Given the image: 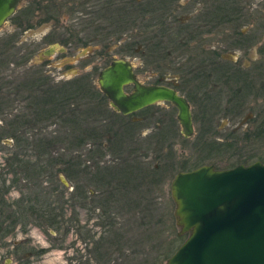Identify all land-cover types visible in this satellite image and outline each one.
<instances>
[{
	"label": "rangeland",
	"instance_id": "obj_1",
	"mask_svg": "<svg viewBox=\"0 0 264 264\" xmlns=\"http://www.w3.org/2000/svg\"><path fill=\"white\" fill-rule=\"evenodd\" d=\"M139 1L142 5L146 4V0ZM69 2L70 0H50L49 2L20 0L15 14L0 29V85L3 88L2 91L6 94L15 92L19 85L38 78L50 80L51 86L60 85L57 87H63L61 83L66 81H74V83L76 81L77 87L79 84H84L83 95L85 96H83V100L80 101L77 94H72L75 95L74 99L69 103L66 102V107H64L67 110L66 114L63 113L61 116L68 119L73 112L78 114L81 111L88 112L93 116V119L87 121L88 125L86 126V123H81L79 128L86 127L87 130H91L95 127L101 131V134L104 133L103 129L110 128L117 135V143L120 141V145H117L118 148L114 147L113 138L108 144V137L104 136V141H102L105 148L109 146L110 149L104 150L105 155L94 157L89 153L91 150L96 151L97 148L90 145L83 144L70 154L65 149L64 143H58L55 148H51L48 157L67 155L69 158L78 155L84 170L83 175L86 169L91 174L96 173L98 169L107 170V168H113L110 169V174H112V170L124 166L122 161L112 163L113 158L118 156L123 159L130 156L129 147L124 150L126 140L122 138H125V132L134 131V137L140 142L161 124L164 128L163 137L165 139L163 138L158 144V149L154 145L152 150H147V152L138 151L137 156L142 159L140 160L143 164L141 166L147 168L148 173L144 188L138 190L136 189L137 184L132 183L135 184L136 191H132L130 194L129 192L120 193L115 197L118 199L119 207L112 211V217L116 223L114 233H119L120 239L115 237L116 234L113 235L112 232L109 235L107 232L109 227L100 218L101 211L92 209L89 201L93 197L88 196L89 201L84 206H78V200L71 198L70 193L78 179L76 172L70 180L62 174L59 177L55 175L56 183L61 178L65 181V183L60 181L65 187L59 183L60 188L66 189L65 197L62 199L63 202L67 200L63 211L66 215V222L61 224L57 232H50V235L44 229L29 227L26 232L18 230L15 237L0 241V264L23 262L21 260L23 252H21L22 255L20 252L12 254V241L27 242L28 247L34 248V254L40 250L44 251L39 256L32 254L26 264H166L168 258L187 238V234H180V227L176 224L174 216L176 205L171 198L170 182L175 174L189 172L205 165H213L215 169L222 171L238 164L247 165L252 161L264 163V134H260L259 131L257 136H254L252 133L260 123L259 116L256 117L255 111L261 113L264 109V101H250L247 104L248 108L240 117L218 119L219 134L222 135V140L225 143L209 140L205 135L204 138L200 137L201 142H198L199 137L196 136L185 139L176 119V109L173 110L165 103L154 105L144 113L138 112L132 121H141V123L132 125L129 118L114 112L108 102L97 103L96 94L102 99L97 86L99 72L105 69L111 60L121 58L133 59L130 61L138 68L137 76L145 85H152L156 80L161 84L176 82L175 72L166 65L159 68L154 67L159 60L154 59V53H150V48H141L142 43L138 44L140 45L138 55L126 52L127 42L125 40H128L130 36L126 29L123 31L122 41H116L114 34H110L112 38L109 40L94 39L93 32L89 29H94L98 25L97 22H89L88 19H91L95 10L89 8L87 11L85 7L81 8L78 5V0L75 5L69 4ZM173 5L177 7L175 14L181 19L176 21L171 16L170 23L166 22V25L172 28L170 33L173 30L178 32L181 29L178 32L180 42H191L189 46L192 52L187 57L194 58L196 55L200 57L203 47H208L210 44L220 53H224V58L228 61L236 63L242 68H248L261 56L260 51L264 52V0H177L173 2ZM218 5L230 9L234 15L238 16L237 21H227L225 27L220 29L218 25L212 28V25L206 24L208 16L214 15L212 8ZM50 10L54 12L53 15L58 18V21L41 22L45 14H51ZM17 23L23 26L16 27ZM28 24L30 28L27 26ZM89 24H91V28ZM110 25L113 27L112 24ZM158 25V23H154L151 28L152 32H148V35L143 38L152 39L153 36H157L154 41L158 42L161 39L160 41H163L164 45L168 44L169 34L163 32V35H160ZM210 29L211 31L208 32ZM235 37L238 40L239 37H243L248 45L252 44V47L247 51L225 53L234 48L230 42ZM78 38L82 40L81 43ZM194 40L195 42H192ZM12 43L14 44L11 45ZM86 43L89 44L84 46ZM228 43L232 46H229ZM180 45L182 44L180 43ZM49 49L54 50L52 53L50 52V55H48ZM164 51L172 52L168 46ZM83 77L86 79L82 81ZM4 84L8 86L7 89L3 87ZM126 92H131V88H127ZM33 96L38 97L40 93L36 92ZM4 97L8 98V103L4 106L3 111L5 112L0 115V129L7 127L6 124L12 119L6 114L21 110L24 111V114L30 113L28 108L29 93L22 92L19 98L7 95ZM52 101V104L57 106V96L53 97ZM252 106L255 111L250 110ZM60 111L58 108L57 113ZM249 113H252L253 118L251 115L247 116ZM62 126L56 127L59 129L57 133L50 132L39 135V131L48 132L55 127L52 124H40L32 134L34 137H38L37 139H49L62 136L64 134L62 132L74 130L73 127L67 128V125L63 124ZM196 126L195 124L194 130ZM170 127L172 129L168 130ZM145 141L148 142L149 138H145ZM202 142L204 144H200ZM11 146L13 143L9 139L0 143V166L2 169L6 158L13 150ZM130 147L133 148V146ZM92 157L94 158L92 159ZM96 163L97 167L94 165ZM155 167L158 172H151ZM149 173L152 174V177L149 176ZM88 178L90 177L88 176ZM86 189L96 191L97 186L89 185ZM9 194L11 198L18 197L16 189H12ZM103 237L105 242L102 244L104 250L102 249L101 253L106 252L107 256L104 260H98L95 258L96 253L93 252V247L95 241L98 243L97 241Z\"/></svg>",
	"mask_w": 264,
	"mask_h": 264
},
{
	"label": "trees",
	"instance_id": "obj_2",
	"mask_svg": "<svg viewBox=\"0 0 264 264\" xmlns=\"http://www.w3.org/2000/svg\"><path fill=\"white\" fill-rule=\"evenodd\" d=\"M44 1L49 2L50 0ZM76 1L77 0H70L69 4L75 5ZM174 1L176 2L177 0H146V4L142 5L139 0H78V5L81 8L85 7L87 11L89 8L95 10L91 19H88L89 22L95 21L98 25L96 28L94 27V29H89L92 30V34L95 37L94 39L99 38L101 41L109 40L112 38L110 34H114L116 41H122V35H124L123 31L126 29L128 30L126 32L130 33V36L128 40H125L127 42V51H124L131 55H138L137 52L140 48L138 44L141 43V48L148 47L150 48V52L160 51V49L164 51L166 46L172 49L173 47L184 45L179 44L180 37L178 32L181 31V29L178 32L173 30V32L170 33V29L172 28L166 25V22L168 24L170 23L169 18L171 16L176 21L181 19L180 16L175 14L177 7L173 5ZM212 11L215 14H233L230 9L225 8L223 5L215 6V8L213 7ZM50 13L49 15L45 14V19H43L42 22L58 21V18H55V15H53L54 12L50 10ZM222 16L224 17L225 15ZM154 23L159 24L160 35H163V32L169 34L168 44H163L162 47L160 42L161 39L158 40V42L154 41L157 39V36H153L152 39L143 38V36L148 35V32H152L151 28ZM110 24H112L113 27H111ZM208 24L213 25V27L217 26L219 24L218 17H210L209 15ZM89 27L91 28V24H89ZM78 41L82 40L78 38ZM185 43L183 48L189 45L188 41ZM88 44L89 43H86L84 46ZM135 45L136 47H134ZM190 53L191 51L189 54ZM204 55L205 53L202 52L199 59L202 60ZM154 56L157 57V55ZM84 79L86 78L83 77L82 81ZM83 85L84 84L78 85L77 97L78 99L82 97L81 100H83V96H85L83 95L85 92ZM74 86L75 83H67L68 100L74 96L72 95L74 93L72 88L76 87ZM95 96L97 97L98 103H100V96L97 94ZM47 97L49 96H46L45 99ZM101 98L103 99L104 97L101 96ZM4 103H7V99L2 97V99H0V107L4 105ZM84 114L86 115V119L91 117L88 112H84ZM11 118L12 119L6 124L7 127H2L0 129V143L5 139H9L13 143V146H11L13 150L6 158L3 169L0 166V241L3 242L9 238L15 237L18 230L26 232L29 227L44 229L49 235L51 234L50 232H57L61 224L66 222V215L63 211L65 210L64 206L67 204V200L64 202L62 201L65 197L64 194L66 189L60 188L61 182L59 180L60 183L54 181L56 178L55 175L59 177V175L62 174L70 180L75 172L78 174V179L75 181V186L70 193L71 198L78 200V206H84L89 199L88 196H90L88 194V189H86L87 186L96 185V192L100 195L92 199L94 204L93 208L101 211L100 218L104 220V224L109 227L107 230L109 235L110 232H112L113 235L116 234L115 237L120 239V237H118L119 233H114L116 223L112 217V211H115V209L119 207V204H117L118 199H115V197L120 193L129 192L130 194V192L136 191V189L139 190L144 188L148 174L146 171L147 168H143L140 163L136 161H125L123 162L124 166L112 170V174H110V169L113 168L108 169L107 167V170L98 169L96 173L91 174H89L87 170L81 180L84 170L81 167L78 155L69 158H67V155H61V157L55 158L48 157L50 150L55 148L58 143H64L66 146L65 149L71 154L72 152L74 153L78 147L82 146L86 140L93 141L95 144L97 143V150L92 151L90 154L91 156L102 154L104 136L108 137V144L111 143V138H113L114 147L118 148L117 145L120 144H117V135L114 131L107 127L103 129L104 133L102 134L101 131L95 127L86 131L85 129L77 130V128H75L77 126V115L72 113L68 119H65L67 128H69V126L73 127L74 130H72V132L70 130L65 132L62 136L51 137L49 139H32L34 136H31L30 132L24 129L28 121L27 118ZM3 120L5 121V119ZM259 122L257 128L252 132L254 136H257V132L259 133V131L260 134H264V109L259 116ZM198 137V142H201L200 137L204 138V135L199 134ZM200 144L204 143L202 142ZM120 150L122 149L120 148ZM33 156L35 157L34 159L32 158ZM151 172H158V169L155 167ZM88 176L90 178H88ZM149 176L152 177V174L149 173ZM155 181L157 182V180ZM151 182L155 183L154 181ZM132 183L137 184L136 189L134 187L135 184ZM62 187L65 186L63 185ZM131 188H133V190H131ZM12 189H16L18 192V197L15 199L9 196ZM97 242L98 243L95 241L93 247V252L96 253L95 258L104 260L107 256L106 252L101 253V250H104L102 245L105 242L104 237ZM27 244V242L12 241V254L20 252L22 255L24 253L21 257L23 262L20 264H26L28 262L27 259L34 254V248L28 247ZM43 253L44 251L40 250L34 255L39 256Z\"/></svg>",
	"mask_w": 264,
	"mask_h": 264
},
{
	"label": "water",
	"instance_id": "obj_3",
	"mask_svg": "<svg viewBox=\"0 0 264 264\" xmlns=\"http://www.w3.org/2000/svg\"><path fill=\"white\" fill-rule=\"evenodd\" d=\"M19 5L20 0H0V29ZM97 83L111 108L122 115L172 104L182 133L192 135L186 100L167 87L140 84L130 62L114 60L99 73ZM128 85L133 91L125 94ZM170 194L176 224L187 238L166 264H264V163L180 172L170 182Z\"/></svg>",
	"mask_w": 264,
	"mask_h": 264
},
{
	"label": "flooded vegetation",
	"instance_id": "obj_4",
	"mask_svg": "<svg viewBox=\"0 0 264 264\" xmlns=\"http://www.w3.org/2000/svg\"><path fill=\"white\" fill-rule=\"evenodd\" d=\"M222 15H225V16L223 17ZM12 16H10V18ZM211 16L218 17L219 29L221 27H225L227 21H237V17H238L237 15H234V14L227 15V14H221V13L220 14L214 13V15L210 14V17ZM10 18H8L7 21ZM43 19H45V17H43ZM42 20H41V22H42ZM208 20H209V16H208L207 21L205 22L206 24H208ZM43 23H46V22H43ZM208 25H210V24H208ZM17 26L21 28V26H23V25L17 23L16 27ZM27 26L30 28L29 24ZM214 27H216V26H214ZM214 27L212 25V28H214ZM210 31H211V29L208 30V32H210ZM218 32H221V30H218ZM160 42L162 45L164 44L163 41H160ZM192 42H195V40ZM80 43H81V41H80ZM180 43L184 44V45L186 44L185 42L179 41V44ZM188 43L190 44L191 42L188 41ZM230 43L233 44L234 48L229 49L225 53L231 52V51L232 52L233 51H239V50L247 51V50H249V48L252 47V44L248 45L247 41L243 37H239V40L235 37L232 39V42H230ZM13 44L14 43H12L11 45H13ZM232 44L228 43L229 46H232ZM171 50H172V53L173 52L175 53L174 55L170 51L164 52L161 49H160V51L150 52L152 54L154 53V55H157V57H154L155 60H159V62H157L154 65V67L159 68L162 65H164V66L166 65L169 68H171V70H173L175 72L174 75H176L177 80H176V82H171L169 84H166V83L161 84V82L159 83V81L156 80V82L152 85H145L139 80V78L137 76L138 75V73H137L138 68H136L133 65V63L130 61L133 59L130 58V60H129L127 58L126 59L121 58V59H116V60H122V61L126 60V61L130 62L131 65L133 66V73H134L136 79L138 80V82L140 84H142L144 86L167 87L169 89L174 90L180 97H182L186 100V102L188 103L189 108H190L189 112H191L193 133L190 137H185L184 134L181 132L185 139H190L193 136L198 137L199 134H203L209 140L210 139L216 140V142L221 141V143H223L224 141L222 140V137H221L222 135L219 134V130H218V125H217L218 119L219 118L230 119V117H234V118L240 117L243 115L245 110L248 108L247 104L250 103V101H258V100L264 101V52L260 51L261 56H259V58L256 62H254L250 66H248V68H242L240 65H238L236 63H232V62L228 61L227 59H225L224 53H222V52L220 53L218 51V49L212 47L210 44L208 47H203L202 52H204L205 55L203 56L202 60L199 59L200 57H198V55H196L194 58H191V57L188 58L187 57L189 52L192 50L189 45L185 48H183V46L173 47ZM53 51H54L53 49H49L48 55H50V52L52 53ZM181 52H182V54H181ZM186 57H187V59H185ZM178 59H179V63H178ZM113 61H114V59L111 60L110 63ZM98 75H97V81H98ZM49 82H50V80H47L44 78H38L35 80H28L27 83H25L23 85H19V87H17L15 92H11L8 94H6V93H4V91H2L3 88H1V85H0V99H2V97L8 99L7 97H4L6 95L14 97V98H19V95L22 92H27L30 94V97H29L30 101L28 102V108L30 110L29 114H24V111L21 110L20 112L13 111V113H9L6 115L11 116V117L21 118V119L27 118L28 121H27V124L24 126V129L25 130L27 129V131L30 132L31 136H34L32 133L34 132V129H37V126L40 124H52V125H55V127L53 128V130L48 131V132L47 131L43 132V130H42V132H43L42 133L41 131H39V133H38L39 135L48 134L50 132L57 133L59 131V129H57V128L63 127L62 124L66 125L65 120H64L65 116H61V115L63 113L66 114L67 110H65V108H64V107H66V102L67 103L71 102L75 96V95L72 96L71 98H69V100L67 99V87L66 86H67V83H74V81L73 82L66 81L65 83H61L63 85V87H57L60 85L51 86V83L49 84ZM75 86H74L75 88H72V90L74 92L73 94L78 95V87L76 85V81H75ZM97 86H98V83H97ZM3 87L5 89L8 88V86L6 84H4ZM54 88H56V89H54ZM127 88H131V92H129V93L126 92ZM98 89H99V87H98ZM52 91H54V92H52ZM124 91H125V94L132 93L133 86L132 85L126 86L124 88ZM36 92L40 93V96L34 97L33 94H35ZM46 96H49V97H47L45 99ZM56 96L58 98L57 106L55 104H52L53 103V101H52L53 97H56ZM101 96L105 98V99L104 98L101 99V102L103 101V102L109 103L108 99L102 93H101ZM81 99H82V97L79 98L80 101H82ZM7 103H8V100H7ZM7 103H4V105H1L0 115L5 112L3 110H4V106ZM97 103H98V100H97ZM161 103H165V104L171 106V108L173 110L176 109L170 103H166V102H161ZM158 104H160V103H157L154 105H158ZM154 105H152V106H154ZM109 106H110V104H109ZM152 106H148L146 108H143V109L137 111L136 113L134 112V113L128 114V115H122L120 113H117L115 110H113V111L116 112L117 114L124 116V117L126 116V118L130 119V123L132 125H134V124H140L141 123V121H138V122L132 121V118L134 117V115H136L138 112L144 113L145 111H149L150 107H152ZM58 108H59V110H61L60 113H57ZM253 108L254 107L252 106L250 108V110L251 109L253 110ZM176 111H177V109H176ZM253 111H255V110H253ZM73 113H75L77 115V126L75 127V128H77V130H79V129L84 130L86 127L79 128V127H81V123H86L85 124V126H86V125H88L87 121H91L93 119L92 115H90L91 116L90 118L86 119V117H85L86 115L84 114V111H81L79 113V116H78V113H76V112H73ZM255 113H256V117L261 115L260 112L255 111ZM70 115H71V113H70ZM177 115H178V111H177ZM177 115H176V119H177ZM248 115H251V117L253 116L252 113L247 114V116ZM35 116H36V119H35ZM95 117L97 119H99L97 116H95ZM142 122H143V120H142ZM58 124L60 125L59 127H58ZM195 124L197 126L194 130ZM161 128H162V125L159 124L158 127H156V129H154V132H152L151 134H148V136H147L149 138L148 142L145 141V138H147V137H145L143 140H141L139 142L134 137V131H129L127 133L125 132V138H122L123 140H126V143L124 142L126 144V146L124 147V150H126L127 147H129L128 152H129L130 156H127V158H123V159L116 156L113 158L115 162L113 161L112 163H119L121 161L122 162L136 161L137 163L139 162L140 165H143L140 162V160H142L141 157L137 156L138 151L147 152V150H152L154 145L158 149V144H160L161 140L164 138L163 137L164 136V128H162V131H161ZM64 129H65V127H64ZM171 129L172 128L170 127L168 130H171ZM86 130H87V128L85 129V131ZM20 131H22V130H20ZM181 131H182V128H181ZM62 133H65V132H62ZM37 138L33 137L32 139H37ZM83 144L84 145H90L93 148L97 147V143L95 144V142L90 141V140H86ZM117 144H120V141H118ZM130 146H133V148H131ZM102 147H103V152L106 149L107 150L110 149L109 146H106V148H105L104 143L102 144ZM168 148H171V147L168 146ZM92 151L93 150H91V152ZM91 152L89 154H91ZM103 152H102V154H97V156L105 155V153H103ZM94 157H92V159ZM118 159H119V161H118ZM94 165L97 166V163ZM143 168H145V167H143ZM86 171H87V169H86ZM84 175L82 174L81 180L83 179ZM88 191H89L88 194L91 197H93L92 199H95V198H97V195H100L96 191H92V190L91 191L88 190ZM92 195H94V196H92ZM92 199H90V201L87 200L86 202L88 203V201H89V203L91 204L92 209H93L94 204H93Z\"/></svg>",
	"mask_w": 264,
	"mask_h": 264
}]
</instances>
